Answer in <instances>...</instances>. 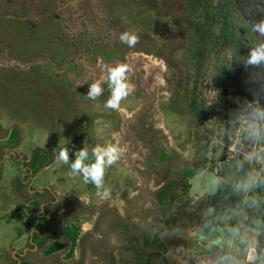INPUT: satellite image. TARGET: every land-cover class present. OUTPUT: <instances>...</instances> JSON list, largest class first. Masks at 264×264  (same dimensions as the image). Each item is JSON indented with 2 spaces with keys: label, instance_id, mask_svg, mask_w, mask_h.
<instances>
[{
  "label": "rangeland",
  "instance_id": "374dc122",
  "mask_svg": "<svg viewBox=\"0 0 264 264\" xmlns=\"http://www.w3.org/2000/svg\"><path fill=\"white\" fill-rule=\"evenodd\" d=\"M80 1L0 0V222L3 223V228L11 226L10 223H21V226L23 223L27 226L25 234L27 233L30 224L35 222L32 214H39L41 203L43 205L49 199V193L41 191L43 185L52 189L57 186L62 191L70 189L68 175L65 174L67 165L60 163L55 166L56 170H44L53 164L57 156L55 154H59L61 149L54 152L41 148L52 152L53 161L48 165H44L48 162L46 158L33 162L32 153L39 149L33 143L64 137L67 135L64 134L67 126L70 134H73L77 126L72 119L67 118L64 124H59L57 120L50 121V105L40 106V102L50 100H43V96L49 97L52 92L64 91L74 98L78 97L75 100L76 107L81 97L95 104V100L88 98L91 85L89 80L72 86L71 76H84L87 73L84 66L96 67L98 62L102 63L108 56L120 58L129 52L132 57H136L137 53L134 51L137 48H140L142 55L148 49L145 0H138L139 4L136 0H95L92 4ZM200 2V9L190 13V29L193 28V22L201 23L205 12H216L212 5L215 0ZM207 7H211L210 10L207 11ZM216 15L217 24L211 29L213 39L208 47L199 49L203 53L199 66L191 57L192 50L198 48L196 37L189 36L193 44L185 59L186 91L187 95L195 98V103L205 113L202 129L210 131L213 136L208 147L215 150L216 154L222 151L224 158L228 159L232 157L239 141L241 125L248 109L256 108L257 103L256 97L248 91L251 75L248 72L242 76L237 75L234 67H231L230 52L222 43L223 34L218 26V13ZM125 32L136 35L137 43L134 46L129 47L121 42L120 36ZM153 32V42L156 45L164 41L161 37L165 35L157 36ZM220 58L227 100L215 77V63L219 64ZM100 87L103 89L102 93L105 89L111 92L108 79ZM103 96L104 94L99 97ZM64 105L67 106V103L64 102ZM172 120L170 117V121ZM225 124L229 130L223 146ZM12 130L17 131L15 137L12 136ZM89 143L86 149L89 155H94L96 142ZM11 155L21 161L27 160L26 165L19 161L13 162ZM40 162L44 164L41 166ZM251 167L246 195L227 244L223 264H255L258 259V264H264V251L259 254L264 243V127L261 128ZM68 170L70 171L69 165ZM111 171L112 165L105 168L104 184L99 189L91 182L85 183L81 174L77 173V178L72 182V186L78 190L77 199H85L86 203L97 205L98 200L109 196L108 194L111 196L119 183L112 179ZM50 175L54 176L52 180L49 179ZM34 176H37L34 183H29ZM125 182L128 185L130 181ZM105 189H108L107 195H104ZM36 191L40 192L35 193ZM57 196L60 204L68 199ZM12 208H16L15 214ZM62 209L64 210V205ZM57 214L60 215L58 222L65 219V212L62 210ZM86 216L80 219L85 222L88 219ZM12 239L9 236L8 243ZM17 240L14 242L19 243V239ZM142 249L149 251V247Z\"/></svg>",
  "mask_w": 264,
  "mask_h": 264
},
{
  "label": "crops",
  "instance_id": "0c3cea01",
  "mask_svg": "<svg viewBox=\"0 0 264 264\" xmlns=\"http://www.w3.org/2000/svg\"><path fill=\"white\" fill-rule=\"evenodd\" d=\"M80 2L92 4L95 0H81ZM103 60L102 63L98 62L96 67L84 66L87 73L84 76H71L70 85L84 84L88 80L90 84L98 82L102 85L107 79L106 67L125 64L128 66L125 76L129 95L121 101L120 109L116 111L104 107V103L111 96V92L107 89L103 93L101 91L99 96L102 94L104 96H97L95 104L81 97L77 107L75 100H78V97L74 98L64 91L52 92V97H50L51 94L49 97L43 96V100L48 99L49 102H40L42 107L50 105V121L57 120L59 124L60 122L64 124L67 118L72 119L77 126L73 134H70L71 131L69 132V126H67L64 128L66 136L55 140H36L37 142L33 144L35 147L50 149L54 152L63 147L67 149L69 163L65 164L67 165L65 174L68 175L67 182H70V188H73L72 182L77 175L72 173L71 168L70 171L68 170V165L70 167V164L74 162L76 153L88 147L89 142L94 141L96 149L114 147L117 150L118 159L112 165L111 172L112 179L119 182L117 188L114 187L111 196L108 194L110 197L98 200L97 205L91 211L93 212L91 220L82 225L81 235L84 236V242L81 248L77 247L75 241L70 242L67 239L68 235L60 232L62 226L59 220L50 223L46 232L40 231L42 228L33 223L26 234V227L23 223L22 226L21 223H10L11 226L7 229L3 228V223L0 222V264H17L13 251L20 253L25 251L19 257L20 264H137L133 259V253L128 252L129 255L122 256V247L128 243L125 244L123 235L115 233V223L109 224L104 221L106 216L109 217L106 209L112 207L115 212L117 211L120 220L127 219L130 222L129 226L134 229L131 230L130 235L135 232L133 236L137 238V230L141 227L146 226L152 229L159 228V223L163 225L162 220L168 217L165 215L162 218V212L167 213V210L171 211L177 205V197L172 205L167 200L168 196L170 194L177 196L180 189L179 182L188 179L195 170L200 157L199 145L201 144L198 139L199 129L193 126L195 123L184 114L179 119L180 113L176 114L175 118V114L170 112L167 113L163 123L164 116L160 112L150 111L147 108V103L151 101L154 90L162 85L158 75L162 66L159 68L154 62L149 63L145 55L139 53L136 57H132L127 52L120 58L108 56ZM153 67L157 72L156 76L152 74ZM155 83L157 84L154 85ZM56 99L60 101H54ZM92 134L96 136L93 137ZM55 155H57L56 160L44 170L48 172L56 170L55 166H58L60 162L58 154ZM93 157L94 155H89L90 159ZM80 174L83 178V174ZM37 176L32 179L33 183ZM49 177L52 180L54 176ZM125 180L130 181L128 185ZM44 187L43 185L42 188ZM53 192L57 195H67L66 192L55 189ZM12 209L15 214L16 208ZM102 210L105 212V217L101 218ZM41 212L43 209L40 207L38 213ZM95 222L98 224V230L94 231L91 226ZM105 229L107 230L104 231ZM32 230L38 232L36 239H33L36 232L32 236L30 234ZM162 234L163 232L158 233L156 236L158 240L154 246L161 242ZM44 235H50V238L43 245L38 246ZM9 236L13 239L8 243ZM152 238L153 235L151 243ZM17 239L19 243L14 242V240L18 241ZM55 243H60L63 247L48 253L47 249ZM157 251L161 253V245L158 246ZM178 251L179 247L176 246L173 249V256L167 257L169 264H177L174 255H177ZM152 264L163 263L153 259Z\"/></svg>",
  "mask_w": 264,
  "mask_h": 264
},
{
  "label": "flooded vegetation",
  "instance_id": "af4514ba",
  "mask_svg": "<svg viewBox=\"0 0 264 264\" xmlns=\"http://www.w3.org/2000/svg\"><path fill=\"white\" fill-rule=\"evenodd\" d=\"M188 1L189 0H145V33L148 34L147 40L149 44L146 53L143 55H145L149 63L154 62L159 68L162 66L158 74L162 85L156 87V89L155 86H153L156 92L154 90V95L151 96V101H148L147 108L150 111L160 112L162 116H164V120H162L163 123L165 122L168 112L175 114V118L176 114L178 115L180 113L178 115L179 119L184 114L191 122L195 123L193 126L195 125L199 129L200 137L198 136V139H200L199 141L201 143L199 145L200 157L197 156L199 159L195 170L189 176L191 177L201 166L206 170H214L220 158L225 156L222 151L216 154L215 150L208 147L210 143L209 140L213 136L210 131L202 129V123L206 119L205 113L195 103V98L191 97V95H187L185 59L186 54H188V51L191 49V44H193L189 36L193 35V37H196L198 48L192 50L191 57L195 64L199 66L203 54L199 49H201V47H203V49L208 47L213 39L211 36V29L217 24L216 13H218V26L220 33L223 34L222 43L225 49L230 52L229 60L231 62V67H234L237 75L242 76L246 72L251 75L248 91L251 92L249 93L250 95L252 94L256 97L257 106L256 108H249L245 118L249 110L253 109L258 120V142L261 128L264 127V62L250 64L248 63V59L252 50L264 46V34H261L257 30L260 26L264 25V0H215L212 5L216 12L213 14L205 12L201 23H192V29L189 28L190 13L193 14L195 9H200L201 2L200 0ZM136 3L139 4L140 2L136 0ZM210 8L211 7H207V11L210 10ZM153 31L158 34L157 36L165 35L161 37L164 41L156 45V43L153 42V34H155ZM170 41L175 42L170 43ZM137 49L138 50L134 52L142 54L140 48ZM221 64L223 63L220 58L219 64L215 63L217 74L215 77L227 100V87L224 85L222 75L224 69ZM152 69H154L152 70V74L156 76L157 72L155 68L153 67ZM236 78L240 79L239 77ZM157 80L159 81V79ZM156 84L157 83L154 85ZM242 129L243 123L241 125V131ZM228 130V125L225 124V132L222 137L223 146L226 143ZM238 143L239 141L235 145V150ZM208 148L209 151H207ZM11 158L13 162L19 161V163L23 164V161L19 160L14 155H11ZM229 159L230 157L228 159L226 158V160ZM251 171L252 169H250L247 178H245L244 171L236 176L235 181L230 187L229 192L232 193L231 196H218L215 204L219 206V208H217L215 215L208 216L210 203L207 196H189L186 179L185 181L179 182L180 189L177 196L171 194L168 196L167 200L172 203V205L177 197V205H175L176 207L171 209V211L167 210V213L164 211L162 212V218L165 215H167L168 218L162 220V226L160 223L158 224V226H160L159 228L154 227L150 229L144 226L137 230L136 234H139V237L136 238L133 236L135 232L133 235L131 234V236L130 232L134 229L129 226L130 222L127 219L124 221L120 220L116 213L117 211L115 212L112 207L106 209L109 217L107 218L106 216L104 221L106 223L109 222V224L115 223V233L123 235L125 244L128 243V245L122 247V256L124 257L126 254L129 255L130 252L133 253V259L137 264H152L153 259L159 261V256L162 253H168V256L170 255L172 257L173 249L176 246L179 247L178 254L174 255L177 259V264H223L226 257L227 244L241 212ZM29 183H32V180ZM243 185L244 189H242ZM30 189L29 187V190ZM54 189L67 193L65 198L68 199L64 200V204H60L56 192H53ZM232 189L233 192H231ZM43 190L49 193V199L43 203V205L41 203L40 206L42 209L45 207V213L41 212L36 215L39 219H45V223L40 231L46 232L50 223L59 220L60 215L57 213L62 210L65 212V219L61 220L59 223H61L62 228H68L70 234H72L71 229L73 227L78 228L74 241L77 247L81 248L84 242V236L81 235L82 225L91 220L93 216V212L91 211H93L96 204L90 205L91 203H86L85 199L78 200L77 190L74 187L68 189L69 191H67V188L62 191V189L57 186H54L53 189L44 187L41 191ZM38 192L40 191H36L35 193ZM75 196L76 198H74ZM239 200L240 203L237 204ZM81 201H83V204H81ZM57 203H59V206H57ZM62 205H64V210L62 209ZM85 215H87L86 217L88 219L83 222V219L80 218ZM102 216L105 217V212H103V210L101 211V218ZM36 225L38 226L39 222H37ZM91 228L94 231L98 230L97 222H95ZM99 230L101 231L100 227ZM106 230L107 229L104 231ZM156 230L159 231L157 232ZM159 232H163V239L157 246H154L157 243L158 238L156 236H158ZM35 234L33 239L38 237V232ZM152 235L153 238L151 243ZM67 239L70 242L72 240L71 236H68ZM159 245H161V253L157 251ZM144 247H149V251L145 252L142 249ZM167 257H165V261L169 264Z\"/></svg>",
  "mask_w": 264,
  "mask_h": 264
},
{
  "label": "clouds",
  "instance_id": "9594fccd",
  "mask_svg": "<svg viewBox=\"0 0 264 264\" xmlns=\"http://www.w3.org/2000/svg\"><path fill=\"white\" fill-rule=\"evenodd\" d=\"M261 34H264V25L257 29ZM121 42L127 44L129 47L137 43V37L134 34L125 32L120 36ZM264 62V46L257 47L250 52L248 63L258 64ZM128 66L125 64H117L115 67L107 69V79L109 81V88L111 96L104 103L106 109L118 111L121 106V101L125 100L129 95L128 84L125 73ZM101 93V87L98 82H93L90 85L88 98L96 100ZM118 159L117 150L114 147L97 148L92 159L89 158L87 149L80 150L76 153L74 162L70 164L73 174L82 173L84 182H91L98 189L104 184L105 168L113 165ZM60 163L68 164L67 149L61 148L58 154ZM108 194V189H105L104 195Z\"/></svg>",
  "mask_w": 264,
  "mask_h": 264
},
{
  "label": "water",
  "instance_id": "95a60500",
  "mask_svg": "<svg viewBox=\"0 0 264 264\" xmlns=\"http://www.w3.org/2000/svg\"><path fill=\"white\" fill-rule=\"evenodd\" d=\"M110 67H106L107 69ZM247 134L244 138V134ZM249 134V137H248ZM258 136V120L257 116L253 109H250L248 115L246 116L243 122V129L241 131V138L236 147L234 155L226 160L224 157H221L219 163L217 164L214 170H206L204 167H199L195 173L186 180L188 186V194L190 197L198 196L209 198L210 208L208 211V216L215 215L217 208L215 201L218 199L219 195H229L230 187L236 179V176L244 171L245 178H247L248 173L250 172L252 163L254 161L255 151H256V142ZM250 150V156L247 158L244 156L242 151ZM244 189V185L242 187ZM29 190V188H28ZM233 192V189L232 191ZM242 195V193H241ZM240 203V200L237 204ZM36 230L30 232L31 236ZM30 240V239H29ZM169 250V249H168ZM262 250H259V254ZM25 252V251H24ZM24 252L20 253L19 251H13V256L19 263V257ZM168 256V253H162L159 256V260L163 264H167L165 257Z\"/></svg>",
  "mask_w": 264,
  "mask_h": 264
},
{
  "label": "trees",
  "instance_id": "16d2710c",
  "mask_svg": "<svg viewBox=\"0 0 264 264\" xmlns=\"http://www.w3.org/2000/svg\"><path fill=\"white\" fill-rule=\"evenodd\" d=\"M17 131L16 130H14L13 131V133H12V136L13 137H15L16 136V133ZM32 156H33V162L35 163V161H37L38 159H41V158H43V159H48V162L47 163H41L40 165L42 166L43 164L44 165H48V163H51L53 160V155H52V152L51 151H48V150H46V149H41V148H39V149H35L34 151H33V153H32ZM27 158V157H26ZM32 162V163H33ZM23 165H26V160H24L23 161ZM22 185V182L20 181V186ZM32 216H33V218L35 219V222H34V224H36L37 222H39V225H38V227H41L42 228V226L44 225V223H45V219H39L38 217H36V215H33L32 214ZM33 219V220H34ZM32 220V221H33ZM29 224V222L26 224V225H28ZM33 225V222L30 224V226L28 227V229H27V232L29 231V229L31 228V226ZM26 228H27V226H26ZM72 230V234H70L69 233V231H68V228H62L61 229V233L62 234H66V235H68V236H71V239H72V241H74V239H75V237H76V234H77V231H78V228H72L71 229ZM34 236H35V233H34ZM50 238V235H45L44 237H43V240H42V242H40V244H38V246L40 245H43L44 244V242L45 241H47L48 239ZM63 247V245L62 244H60V243H55V244H53V245H51L48 249H47V252L49 253V252H53V251H55V250H57V249H59V248H62ZM261 248H262V251H264V243L261 245ZM259 263V259L258 260H256L255 261V264H258Z\"/></svg>",
  "mask_w": 264,
  "mask_h": 264
},
{
  "label": "bare ground",
  "instance_id": "6f19581e",
  "mask_svg": "<svg viewBox=\"0 0 264 264\" xmlns=\"http://www.w3.org/2000/svg\"><path fill=\"white\" fill-rule=\"evenodd\" d=\"M246 135L247 134L245 133L243 137L244 138H247ZM248 137H249V134H248ZM240 138H241V136H240ZM242 152H243L244 156H246L247 158L250 156V150L242 151Z\"/></svg>",
  "mask_w": 264,
  "mask_h": 264
}]
</instances>
